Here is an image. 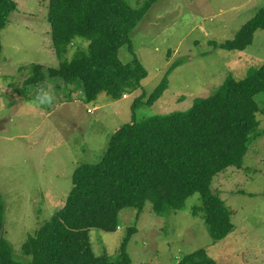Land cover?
I'll list each match as a JSON object with an SVG mask.
<instances>
[{"label":"rangeland","instance_id":"obj_1","mask_svg":"<svg viewBox=\"0 0 264 264\" xmlns=\"http://www.w3.org/2000/svg\"><path fill=\"white\" fill-rule=\"evenodd\" d=\"M16 1L19 8L1 33L0 194L5 240L15 259L26 264L31 258L23 246L64 207L76 168L99 163L112 135L133 122L136 99L142 98L136 121L187 112L197 100L214 95L227 78L241 81L264 65V30L256 32L244 52L213 45L233 40L264 8V0H159L131 35L148 78L120 101L102 93L92 103L78 90H64L58 80L24 88L33 65L58 68L60 62L47 19L49 0ZM144 1L130 4L138 8ZM87 48L88 42H78L67 57ZM121 57L130 59L126 49ZM168 72L167 90L148 105ZM257 101L264 108V94ZM258 119V136L243 169L231 167L212 184L233 214V233L214 243L203 213L193 215L194 207L202 206L196 194L176 214L158 216L150 202L141 214L133 208L121 211L115 233L90 230L94 253L119 261L128 229L136 227L127 245L132 264H179L201 249L217 264H264V114Z\"/></svg>","mask_w":264,"mask_h":264},{"label":"trees","instance_id":"obj_2","mask_svg":"<svg viewBox=\"0 0 264 264\" xmlns=\"http://www.w3.org/2000/svg\"><path fill=\"white\" fill-rule=\"evenodd\" d=\"M158 1L146 0L134 8L130 0H49L47 19L59 67L33 65L24 88L58 80L70 94L78 90L87 103L102 93L120 101L138 91L148 72L135 53L131 35ZM18 8L16 0H0V57L1 33ZM259 30H264V8L233 40L213 45L227 52H244ZM78 42H88L87 50L69 59V49ZM122 49L130 56L126 62ZM170 72L148 105L163 96ZM261 94L264 65L241 81L227 78L214 95L197 100L187 112L136 121L142 98L136 99L133 122L112 135L99 163L76 168L64 207L23 246L24 255L31 258L26 264H132L127 245L136 227L128 229L117 262L94 253L90 230L115 233L121 211L133 208L141 214L148 202L158 216L176 214L196 194L201 195L202 206L194 207L193 215L203 213L214 243L224 240L235 230L233 214L212 184L231 167L243 169L258 136V115L264 114L257 101ZM4 222L5 203L0 194V231ZM0 264H23L15 259L5 237L0 239ZM179 264L217 263L201 249Z\"/></svg>","mask_w":264,"mask_h":264},{"label":"water","instance_id":"obj_3","mask_svg":"<svg viewBox=\"0 0 264 264\" xmlns=\"http://www.w3.org/2000/svg\"><path fill=\"white\" fill-rule=\"evenodd\" d=\"M4 237V229H2L1 231H0V239H2Z\"/></svg>","mask_w":264,"mask_h":264}]
</instances>
